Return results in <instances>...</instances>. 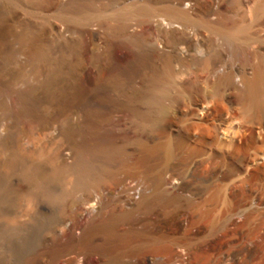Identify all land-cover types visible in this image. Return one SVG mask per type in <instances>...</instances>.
<instances>
[{
	"label": "rangeland",
	"instance_id": "374dc122",
	"mask_svg": "<svg viewBox=\"0 0 264 264\" xmlns=\"http://www.w3.org/2000/svg\"><path fill=\"white\" fill-rule=\"evenodd\" d=\"M115 259L264 264V0H0V264Z\"/></svg>",
	"mask_w": 264,
	"mask_h": 264
},
{
	"label": "bare ground",
	"instance_id": "6f19581e",
	"mask_svg": "<svg viewBox=\"0 0 264 264\" xmlns=\"http://www.w3.org/2000/svg\"><path fill=\"white\" fill-rule=\"evenodd\" d=\"M161 29H165L162 25H160L159 26ZM167 29V28H166ZM170 31H174V29H170ZM100 148L101 149H99L100 151L102 150V152L104 151L106 154H107V156L109 157V156H114L115 154H114V152H116V150H115V148H114V146L111 144H106V145H104V146H101L100 145ZM105 155V154H104ZM112 156V157H113ZM110 158V157H109ZM80 159V158H79ZM89 161H86L85 159L83 160L82 159V157H81V159H80V164H79V181H78V184L79 185H87L89 182H90V180H89V178H88V176L92 173V172H94V167L92 168L91 167V165L88 163ZM93 169V170H92ZM64 170H65V166H60L59 168H57L56 169V174H62V172H64ZM90 171H92L91 173H90ZM36 176V175H35ZM91 176V175H90ZM29 177H33L32 175H30ZM49 194H50V196L53 198V199H60L61 198V195H57V194H55V193H50L49 192ZM159 197H161V198H165L166 196L164 195V194H161ZM103 228H104V230H105V232H107L108 234H112L113 232H115V219H113L112 221H110L109 223H107V224H105L104 226H103ZM108 264H122L121 263V260H119V259H115V260H112V261H110Z\"/></svg>",
	"mask_w": 264,
	"mask_h": 264
}]
</instances>
